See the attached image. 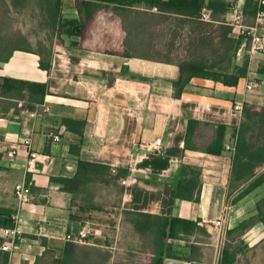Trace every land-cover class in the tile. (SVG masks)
I'll return each instance as SVG.
<instances>
[{"label": "crops", "instance_id": "0c3cea01", "mask_svg": "<svg viewBox=\"0 0 264 264\" xmlns=\"http://www.w3.org/2000/svg\"><path fill=\"white\" fill-rule=\"evenodd\" d=\"M214 1L230 10L213 15L209 9L212 28L195 30L176 19V37L165 45L152 42L143 23L144 17L156 16L155 9L97 7L86 21L82 0H37L33 13L39 17L30 16L15 37L0 36V75L47 86L42 103L0 102V206L18 212L22 239L7 252L9 264H56L66 258L68 243L77 245L73 258L83 261L82 254H91L85 264H144L152 247L137 232L133 213L188 219L202 227L186 240H168L171 256L164 264H228L226 252L230 264H264V224L256 209L264 183L240 199L252 180L231 188L243 120L233 108L264 107V50L252 52L241 44L231 69L239 77L237 86L194 76L181 96L175 95L180 63L214 65L207 37L220 21L240 12L246 25H254V17L245 13L247 0L207 3ZM134 17L141 19L137 28L130 24ZM38 23L53 32L50 44L38 38ZM152 29L163 32L161 26ZM152 44L168 57L152 56ZM249 80L257 83L250 91ZM28 105L31 110L24 108ZM190 120L199 125L187 138ZM220 125L226 127L225 148L212 154L208 150L218 141ZM26 138L39 154L31 167ZM157 139L163 142L160 152L152 147ZM79 160L109 166L116 174H108L107 183L90 181L71 192L58 179H74ZM184 179L198 182L191 200L177 198ZM21 182L32 191L23 206L15 196ZM227 212V232L217 246L205 223ZM84 227L89 229L85 243L68 240ZM5 230L0 228V252L11 239Z\"/></svg>", "mask_w": 264, "mask_h": 264}, {"label": "trees", "instance_id": "16d2710c", "mask_svg": "<svg viewBox=\"0 0 264 264\" xmlns=\"http://www.w3.org/2000/svg\"><path fill=\"white\" fill-rule=\"evenodd\" d=\"M59 5L60 3H58V7ZM82 5L85 10L86 21L89 20L92 12L97 7L108 8L113 6L119 8L145 6L149 10L155 9L157 11L155 17L167 20L174 17V20L178 19L181 22H188L195 25V30H202L205 25L212 28L214 24L213 19L212 21L202 19L205 11L211 9L213 15H215L216 12L226 13L230 10V5L223 1L207 3V0H82ZM256 8L257 0L246 1L245 13L248 12L249 15L254 17V23ZM83 29H85L84 24L80 31H83ZM234 30V27L227 20H222L211 32V35L207 37V40H211V44L213 45V66L207 65L204 62L194 61L179 64L181 71L180 79L174 83L178 89V92L175 94L176 96H181L180 92L194 76L212 79L227 86L238 85L239 77L231 72L233 57L243 42L247 46H250V41L246 40L242 35L238 37V33L236 34ZM217 38L219 40L215 44ZM221 50L222 55L220 54ZM216 67H220V69H215ZM46 92L47 86L45 84L31 83L2 77L0 75V100L18 99L30 103H42ZM24 108L31 110L32 106L28 105ZM81 124L83 125V123ZM198 125V121H189L187 138H189ZM225 131L226 127L220 125L218 141L208 150L209 153H222L225 148ZM78 167L79 171L74 179H58L59 182L65 184V189L71 192H74L82 183L90 181L107 183L109 182L107 175L116 174L109 166L83 160H79ZM262 168L263 171L259 173L258 170ZM116 176L120 177L121 175L117 173ZM231 178L232 190L239 187L240 184L252 180L248 187L243 189L238 195L237 199L248 195L264 183V107L251 104L244 105L243 120L236 134ZM196 185H198V182L195 180L184 179L181 181L178 186L177 198L191 200ZM256 209L260 221L264 224V197L257 202ZM15 214V210L0 206V228H16L17 223L13 218ZM133 214V223L137 232L152 247V256L144 257V264H164L165 259L171 256V245H168V240H186L194 232L203 231L197 221L178 217H164L149 213ZM76 247L77 245L68 243L65 251L66 258L64 259L63 256L62 259H58L56 264H72L74 262H80L81 264L87 263L91 257L90 253L82 254V258H86L83 261L73 258ZM225 257L224 262L230 264L231 257H227V252L225 253ZM9 260L10 255L7 252H0V264H9Z\"/></svg>", "mask_w": 264, "mask_h": 264}, {"label": "built area", "instance_id": "2783aa9c", "mask_svg": "<svg viewBox=\"0 0 264 264\" xmlns=\"http://www.w3.org/2000/svg\"><path fill=\"white\" fill-rule=\"evenodd\" d=\"M202 19L205 21H210L211 16L208 11H205L202 15ZM229 24L239 29L240 34L246 38V40L250 41V49L252 52H257L264 50V34L260 32L262 26L264 25V0H257V8H256V16L255 23L252 26H248L243 21V14L240 12H236L234 16L228 21ZM257 86V83L253 80H249L246 89L253 90ZM243 105L236 104L233 108L234 114L239 115L240 118L243 116ZM45 110H48L45 107ZM24 144L28 149L29 153V165L30 167L33 165L35 160L39 157V154L36 151L30 150L31 141L29 138L24 140ZM153 149L157 152L163 150V142L162 139H157L152 146ZM17 148L12 149L8 152V155L11 158H14L17 154ZM113 172H116V169H113ZM15 196L20 203V206L28 204L32 199V191L31 186L28 183H18L15 186ZM13 218L18 220V212L13 216ZM228 212L224 213L221 217L207 221L205 223L206 226L211 227L212 234L215 237L216 245H221L222 241L227 232V223H228ZM6 236H10L11 239L2 247V250L11 253L15 250L17 243L21 241L20 232L17 230V226L14 229H6ZM89 229L88 227H84L79 231L78 236H68V240L75 243H85V239L88 237Z\"/></svg>", "mask_w": 264, "mask_h": 264}, {"label": "rangeland", "instance_id": "374dc122", "mask_svg": "<svg viewBox=\"0 0 264 264\" xmlns=\"http://www.w3.org/2000/svg\"><path fill=\"white\" fill-rule=\"evenodd\" d=\"M16 4L18 6H16ZM37 9V0H0V36L6 38L15 37L16 34L24 31L29 24V17H39L35 12ZM138 20V21H137ZM141 20V19H140ZM138 18H133L130 23L133 28H137L140 24ZM145 20V21H144ZM143 23L149 25L150 39L156 44L157 41H161L164 45L166 43L171 44L174 37L172 27L174 26V19L169 20L159 18L155 16L144 17ZM161 26L162 33H157L153 27ZM37 35L41 41H44L47 45L51 43V39L54 37L53 32L48 25L37 24ZM152 47V49H151ZM150 54L158 57H168L166 54L158 53L154 44L150 46ZM172 51L170 52V54ZM3 100H0L2 102ZM86 259L85 257H83ZM133 260H135L133 258Z\"/></svg>", "mask_w": 264, "mask_h": 264}]
</instances>
